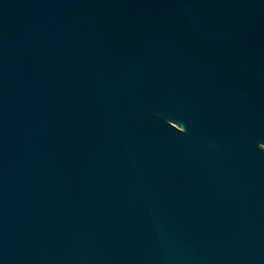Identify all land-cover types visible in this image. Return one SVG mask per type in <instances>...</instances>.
Masks as SVG:
<instances>
[{"label":"water","instance_id":"obj_1","mask_svg":"<svg viewBox=\"0 0 264 264\" xmlns=\"http://www.w3.org/2000/svg\"><path fill=\"white\" fill-rule=\"evenodd\" d=\"M0 264H264V0H0Z\"/></svg>","mask_w":264,"mask_h":264}]
</instances>
